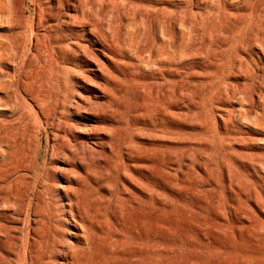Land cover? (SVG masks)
I'll list each match as a JSON object with an SVG mask.
<instances>
[{"label":"rangeland","instance_id":"374dc122","mask_svg":"<svg viewBox=\"0 0 264 264\" xmlns=\"http://www.w3.org/2000/svg\"><path fill=\"white\" fill-rule=\"evenodd\" d=\"M73 2L65 18L66 0H0V175L24 165L0 181V264L24 263L46 231L42 200L62 202L60 167L75 158L103 227L77 264H152L158 250L197 264L185 224L204 167L220 189L228 174L264 176V79L235 67L241 47L264 62L260 42L248 47L264 0ZM93 28L122 46L119 62L95 50Z\"/></svg>","mask_w":264,"mask_h":264},{"label":"bare ground","instance_id":"6f19581e","mask_svg":"<svg viewBox=\"0 0 264 264\" xmlns=\"http://www.w3.org/2000/svg\"><path fill=\"white\" fill-rule=\"evenodd\" d=\"M70 5L75 7L73 0H66L62 17H71L70 9H68ZM90 32L98 39L97 47L94 46L96 48L94 49L99 51L98 53L116 62L123 58V48L119 43L112 41L99 28H93ZM260 34L263 35L257 37V34H254L248 47L253 48L256 41L260 42L264 53V29ZM239 52L235 61L237 70L245 80L258 82L259 86H262L263 59L255 58L250 49L241 47ZM248 57L252 60L249 61ZM118 69L123 68L118 65ZM20 114L23 115V112L20 111ZM23 141L26 142L25 148H28L30 142L23 136L18 140L17 147L23 149ZM22 156L25 160L28 154L25 153ZM148 160L149 158L146 157L145 162ZM22 165H17V167L12 165L14 168H8L7 174L0 175L2 177L0 181L6 185L13 183V180L17 178L13 172L18 171ZM68 165L60 167V170H64V182L58 183L59 189H62L60 190L62 202L53 205L43 198L42 201L47 205L42 213L44 217L42 223L46 225V231L38 234L39 239L34 236L35 241L29 242L26 247L24 245V249L22 248L23 264H77L76 249L81 248L79 244L86 242L92 230H103V227L96 222V209L88 199L83 197L88 185L82 171L88 175L89 168L77 158ZM13 176L15 179L12 178ZM200 177L194 185L197 190V201L194 205L196 215L185 224V236L190 240H195L198 246L197 264L263 263L264 176L260 175L257 170L252 174L243 173L234 178L228 174L225 176L226 184L221 185V189L217 187L215 180H211V175L205 167ZM138 191L149 198L148 190L138 189ZM165 205L166 203L162 201L161 206L165 207ZM69 224L72 225L70 228ZM16 245L19 247L18 244ZM152 259V264H167V254L164 250L154 251Z\"/></svg>","mask_w":264,"mask_h":264}]
</instances>
